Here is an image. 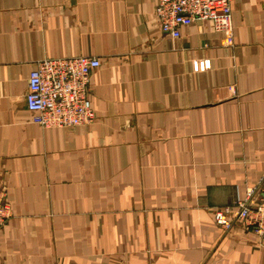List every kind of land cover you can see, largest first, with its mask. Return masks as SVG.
Masks as SVG:
<instances>
[{"label": "crops", "instance_id": "1", "mask_svg": "<svg viewBox=\"0 0 264 264\" xmlns=\"http://www.w3.org/2000/svg\"><path fill=\"white\" fill-rule=\"evenodd\" d=\"M158 0H0V264H264L217 208L264 178V0L231 35L195 19L171 38ZM96 57L87 125L42 128L24 106L45 58Z\"/></svg>", "mask_w": 264, "mask_h": 264}, {"label": "built area", "instance_id": "2", "mask_svg": "<svg viewBox=\"0 0 264 264\" xmlns=\"http://www.w3.org/2000/svg\"><path fill=\"white\" fill-rule=\"evenodd\" d=\"M246 0H158L154 14L162 33L171 38L180 36L187 22L203 19L211 22L214 31L230 36L231 4ZM99 67L96 57L70 56L45 58L35 63L27 79L28 91L24 106L31 122L42 128H72L89 124L95 117L88 98L90 77ZM11 217L0 186V227ZM214 223L225 231L237 221L249 228L253 237L264 244V178L257 186L230 207L213 212Z\"/></svg>", "mask_w": 264, "mask_h": 264}, {"label": "rangeland", "instance_id": "3", "mask_svg": "<svg viewBox=\"0 0 264 264\" xmlns=\"http://www.w3.org/2000/svg\"><path fill=\"white\" fill-rule=\"evenodd\" d=\"M154 9H155V8H154ZM259 181H260V180H259ZM258 183H259V182H258ZM258 183H257V184H258ZM256 186H257V185H256ZM254 187H255V186H254ZM252 188H253V187H252ZM250 189H251V188H250ZM248 190H249V189H248ZM213 220H214V218H213ZM233 225H234V224H233ZM217 226H218V225H217ZM219 227H220V226H219ZM220 228H221V227H220ZM222 229H223V228H222ZM223 230H224V229H223ZM224 231H225V230H224ZM228 231H229V230H228Z\"/></svg>", "mask_w": 264, "mask_h": 264}]
</instances>
